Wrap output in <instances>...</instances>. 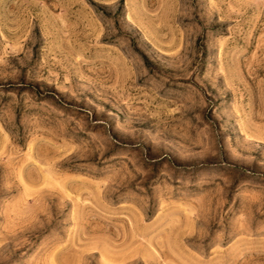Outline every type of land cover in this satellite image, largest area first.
<instances>
[{"label":"rangeland","instance_id":"1","mask_svg":"<svg viewBox=\"0 0 264 264\" xmlns=\"http://www.w3.org/2000/svg\"><path fill=\"white\" fill-rule=\"evenodd\" d=\"M0 264H264V0H0Z\"/></svg>","mask_w":264,"mask_h":264}]
</instances>
